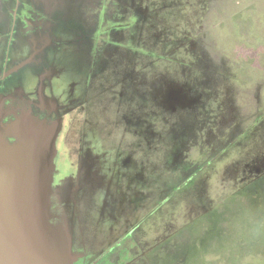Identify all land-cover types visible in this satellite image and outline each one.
<instances>
[{
    "label": "rangeland",
    "instance_id": "1",
    "mask_svg": "<svg viewBox=\"0 0 264 264\" xmlns=\"http://www.w3.org/2000/svg\"><path fill=\"white\" fill-rule=\"evenodd\" d=\"M42 12L22 14H52V214L66 246L86 264L261 252L243 225L264 213V0H52Z\"/></svg>",
    "mask_w": 264,
    "mask_h": 264
},
{
    "label": "flooded vegetation",
    "instance_id": "2",
    "mask_svg": "<svg viewBox=\"0 0 264 264\" xmlns=\"http://www.w3.org/2000/svg\"><path fill=\"white\" fill-rule=\"evenodd\" d=\"M40 1H48V8H43L46 5ZM24 9L52 13V0L29 5L23 0H0V168L10 170V180L1 181L10 187L21 183L17 174L35 166L47 143H52L44 134L40 145V125L52 129L53 121L60 119H52V113L58 112L57 104L52 105L56 102L52 99V14L48 16L51 19L42 16L34 20L23 16ZM36 66L30 81L17 76ZM46 80L50 88L44 84ZM50 183L52 186V174ZM74 253L81 255L75 264L87 263L88 255Z\"/></svg>",
    "mask_w": 264,
    "mask_h": 264
},
{
    "label": "water",
    "instance_id": "3",
    "mask_svg": "<svg viewBox=\"0 0 264 264\" xmlns=\"http://www.w3.org/2000/svg\"><path fill=\"white\" fill-rule=\"evenodd\" d=\"M56 131L55 125L52 129L40 125V145L44 134L52 143H47L35 166L17 174L19 185H2L1 181L11 176L10 170L0 168V264H73L81 257L72 251V243L66 246L67 237L59 227L62 223L52 214L50 182Z\"/></svg>",
    "mask_w": 264,
    "mask_h": 264
},
{
    "label": "clouds",
    "instance_id": "4",
    "mask_svg": "<svg viewBox=\"0 0 264 264\" xmlns=\"http://www.w3.org/2000/svg\"><path fill=\"white\" fill-rule=\"evenodd\" d=\"M243 227L246 237L258 243L261 252L250 251L242 258V264H264V213L247 215Z\"/></svg>",
    "mask_w": 264,
    "mask_h": 264
}]
</instances>
